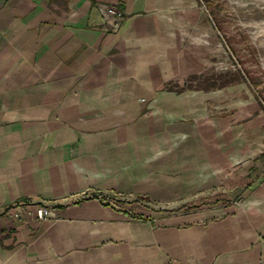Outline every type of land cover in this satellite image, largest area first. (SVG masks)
Returning <instances> with one entry per match:
<instances>
[{
  "label": "crops",
  "instance_id": "crops-1",
  "mask_svg": "<svg viewBox=\"0 0 264 264\" xmlns=\"http://www.w3.org/2000/svg\"><path fill=\"white\" fill-rule=\"evenodd\" d=\"M221 47L200 0H0V264H264V103Z\"/></svg>",
  "mask_w": 264,
  "mask_h": 264
},
{
  "label": "rangeland",
  "instance_id": "rangeland-1",
  "mask_svg": "<svg viewBox=\"0 0 264 264\" xmlns=\"http://www.w3.org/2000/svg\"><path fill=\"white\" fill-rule=\"evenodd\" d=\"M200 2L211 20L219 27L222 47L220 51L214 50L212 55L218 66L221 62L220 69L224 72L221 73V84L225 79L226 85H247L263 104L264 0H201ZM210 77L212 79L214 76ZM200 82L195 85H199ZM139 205L136 203L134 207L141 210L152 207L145 202H139Z\"/></svg>",
  "mask_w": 264,
  "mask_h": 264
},
{
  "label": "built area",
  "instance_id": "built-area-1",
  "mask_svg": "<svg viewBox=\"0 0 264 264\" xmlns=\"http://www.w3.org/2000/svg\"><path fill=\"white\" fill-rule=\"evenodd\" d=\"M105 16L113 17L114 20L109 19L108 23L112 31L117 32L122 24L124 14L118 8L112 6L108 7L107 10L104 12ZM56 216L54 210L50 206L38 204L36 206H25L22 210L17 212L16 217H31L38 219L40 221L48 220Z\"/></svg>",
  "mask_w": 264,
  "mask_h": 264
},
{
  "label": "trees",
  "instance_id": "trees-1",
  "mask_svg": "<svg viewBox=\"0 0 264 264\" xmlns=\"http://www.w3.org/2000/svg\"><path fill=\"white\" fill-rule=\"evenodd\" d=\"M201 1V0H200ZM212 19L214 20V18L212 17ZM215 21V20H214ZM215 25H216V27H217V29L219 30V27H218V25H217V23L215 22Z\"/></svg>",
  "mask_w": 264,
  "mask_h": 264
}]
</instances>
